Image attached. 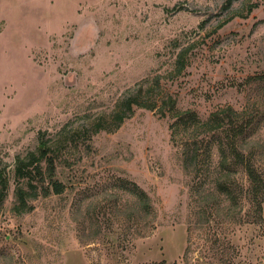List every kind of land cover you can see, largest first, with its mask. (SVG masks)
Wrapping results in <instances>:
<instances>
[{
	"label": "rangeland",
	"instance_id": "obj_1",
	"mask_svg": "<svg viewBox=\"0 0 264 264\" xmlns=\"http://www.w3.org/2000/svg\"><path fill=\"white\" fill-rule=\"evenodd\" d=\"M140 88L158 108L104 129ZM226 108L252 117L244 145L264 174V0H0V264H264V202L221 133L190 138ZM41 138L65 190L19 215L15 161ZM200 147L186 171L182 149Z\"/></svg>",
	"mask_w": 264,
	"mask_h": 264
},
{
	"label": "trees",
	"instance_id": "obj_2",
	"mask_svg": "<svg viewBox=\"0 0 264 264\" xmlns=\"http://www.w3.org/2000/svg\"><path fill=\"white\" fill-rule=\"evenodd\" d=\"M142 89H138L132 95H125L118 102V111L115 116V129L104 128L106 130H116L120 125L134 113V107H143L148 110H154L157 107L156 103L152 99V103L141 101ZM165 108L168 104L170 106L171 112L175 108V101L170 98L168 101L163 103ZM165 108L162 106L160 110L161 117H167L165 113ZM179 119L190 116L191 122H193V117L195 116L191 111L186 113H177L174 111ZM186 123V122H185ZM252 117L239 118L232 108H226L224 110L215 113L212 118L206 123H203L202 129H197L196 123L194 125V132L191 137L195 142L194 145L198 143L205 142L208 139L211 131L219 132L223 135L226 140L225 145L230 152V161L233 166L238 168H243L247 174L248 180L250 182V187L247 191L249 200L253 202L258 213H261L262 204L264 202V174L257 167V149L249 150L244 145V137L247 134L248 129L252 126ZM193 125V126H194ZM187 129V125H185ZM191 126V125H190ZM103 128V127H102ZM207 128V129H206ZM171 129L172 138L178 130V125H172ZM175 130V131H174ZM51 141H46L41 138L37 150L24 156H18L15 161L14 167V179H15V190L14 197L15 203L13 210L16 214L29 213L34 210L32 204L33 200H36L40 196L47 198L52 194L61 195L65 188L64 185L58 181L55 177L56 167H55V157L51 156V152L59 151L55 145V150L53 146L49 145ZM257 145V144H256ZM257 147V146H256ZM200 147L193 149L192 151L187 150V148L182 149V159L184 169L190 171L189 167L193 165L195 173L199 174L201 168L199 167V159L203 154ZM249 151V152H248ZM50 155V156H49ZM44 164L49 167L48 177H44ZM226 179L230 178V175H225ZM9 176L3 171L0 173V205L4 203L9 193ZM217 189L224 194L230 203L229 211L234 210L235 199L232 197L233 192L229 191L227 180L223 183L217 181ZM135 203L137 204V209H139L140 214H146L152 208V200L145 193L141 192L140 195L134 197ZM234 202V203H233Z\"/></svg>",
	"mask_w": 264,
	"mask_h": 264
}]
</instances>
